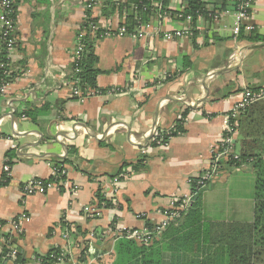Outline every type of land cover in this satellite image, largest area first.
Instances as JSON below:
<instances>
[{
    "label": "crops",
    "instance_id": "1",
    "mask_svg": "<svg viewBox=\"0 0 264 264\" xmlns=\"http://www.w3.org/2000/svg\"><path fill=\"white\" fill-rule=\"evenodd\" d=\"M136 1H13L16 46L7 65L13 75L0 94V179L4 163L10 166L9 181L0 186V264H43L52 250L64 259L44 264H113L117 232L149 229L175 200L189 195V180L206 170L239 93L264 88V0H252L240 26L245 38L233 33L231 12H213L215 0H202L192 36L173 40L162 34L184 27L178 15L187 4L157 0L161 10L146 14L141 38H98L95 94L73 97L61 82L74 76L72 55L76 38L85 37L83 22L114 31L129 15L134 22ZM249 33L263 41H249ZM179 121L183 132L165 149L140 153L153 129L165 131ZM56 164L66 172L59 186L23 195L27 181L55 179ZM115 177L120 182L112 189ZM253 195L247 166L223 168L173 223L179 233L172 235L170 224L153 238L162 246H187L162 251L159 264H232L219 240L203 243L201 229L207 223H251ZM19 215L27 219L15 234L9 222ZM5 246L21 259L2 256Z\"/></svg>",
    "mask_w": 264,
    "mask_h": 264
},
{
    "label": "trees",
    "instance_id": "2",
    "mask_svg": "<svg viewBox=\"0 0 264 264\" xmlns=\"http://www.w3.org/2000/svg\"><path fill=\"white\" fill-rule=\"evenodd\" d=\"M201 1L202 0H185L187 4L185 13L191 15L193 22L197 15L202 14L201 10L203 7ZM134 3L137 4L138 2L136 1ZM214 4L216 9H213V12H216V10L226 11L234 9V2L230 3L228 0H215ZM204 5L205 4L203 3V6ZM11 8L12 11L8 19L10 20L13 29L11 33L14 35V3H12ZM209 13H207V17ZM146 14L148 13L142 15L144 25H146L148 21V15ZM90 23H94V21L85 20L83 22V27L86 29L85 37H83L84 50L73 76V79L78 80L80 90L84 93L88 90H96V78L100 74L96 69L97 57L94 53L95 42L99 38L100 31H91L89 29ZM123 27L128 32L135 30V23L133 22L132 15H129L126 18ZM240 38H245L243 35V29L239 32V39ZM246 38L249 41H263V39L254 36L253 33H249ZM5 57L6 50L4 44L0 42V62L4 63ZM5 69L6 68L0 69V85L4 80H9L8 77L4 78L2 75V72ZM176 124L175 132L171 133V138L182 134L183 132L180 122ZM157 130L161 131L159 128H157ZM236 134L238 140L236 139L233 145V150L234 154L238 157L237 160L229 158L225 161H221L218 168L219 172L222 171L223 168L238 169L244 166L249 168L254 176V207L252 221L249 224H203L200 237L203 243H206L209 240L215 242V239H217L219 240V243L224 244L227 247L228 255L232 264H264V101L251 105L240 115ZM5 155L10 158L14 154L12 151H8ZM54 170L60 173L62 167L59 166V164H56ZM8 181L9 179H6L3 176L0 179V186L6 185ZM200 193L195 196L194 201L198 198ZM101 202H103V200H100V203ZM104 204L105 207L110 206L105 201ZM183 216L184 214L182 217ZM182 217L174 222L179 223ZM193 217L194 216L189 217L187 221L188 225H192ZM174 222L170 223L172 225H170V228L168 229V231L171 229L170 233L172 235L179 233V227L177 228V226H173ZM213 227L218 228V230L213 237H211L210 230ZM149 229H151V227H149ZM186 248V243L184 244L181 241H173L171 245L167 244L162 246V244L155 239H153L148 245H143L125 238H118L114 246L115 261L113 264H159L162 251H166L167 249L184 250ZM10 250L11 249L5 246L2 256H7V252L9 253ZM58 253V251L52 250L47 256L43 257L42 263L44 264V262L48 263L50 261L55 263L56 259L54 260L49 256H56ZM20 259V255L17 254L16 262Z\"/></svg>",
    "mask_w": 264,
    "mask_h": 264
},
{
    "label": "built area",
    "instance_id": "3",
    "mask_svg": "<svg viewBox=\"0 0 264 264\" xmlns=\"http://www.w3.org/2000/svg\"><path fill=\"white\" fill-rule=\"evenodd\" d=\"M14 0H0V42L4 44L6 50L5 62H0V69L3 70L2 75L4 78L9 77L13 71L7 68L10 61V55L16 46V41L14 35L11 33L13 31L10 20L8 19L12 11V3ZM230 3L234 2L233 10H226L225 13L230 12L236 19L234 24L233 33L235 36L240 32L241 23L246 19L247 11L250 7L252 0H228ZM137 4L131 6L134 11V22L135 30L128 32L124 27H119L116 30L103 29L100 31L99 39L109 38V37H131V38H141L144 35L145 25L143 24L142 15L149 13L150 10L158 9L161 10L160 4L157 0H140ZM178 18L184 21V27L181 29L167 31L162 34L163 38L166 40L181 39L184 37H191L193 33V21L192 17L185 12H181ZM147 25V24H146ZM89 29L93 32L99 31V27L93 23L89 24ZM82 30H86L84 27ZM246 30H251L250 27H246ZM84 50L83 37L78 36L76 38L75 48L72 55V71L75 73V69L81 60V56ZM169 78L168 75L164 74L162 78ZM63 85L67 86L71 90V95L78 98L80 101L95 94V90H88L87 92H82L78 85V80L72 78H65L63 76ZM7 81L1 82L0 94H3L5 86H7ZM264 101V88L260 89H248L244 88L239 93L238 100L233 104L230 111L223 118V135L219 143H217L209 151V163L204 171L199 177L190 179L189 185L191 187V192L189 195L184 196L180 199L174 201L173 206L170 209L163 211L162 218L158 223L152 225L151 229H145L143 231L137 230H120L117 232L116 239L125 238L127 240L136 241L139 244L148 245L152 239L159 234H161L171 222L176 221L183 214H185L191 207L194 198L198 193L202 192L207 188L209 183L219 174L218 165L221 161L227 159L237 160V155L234 154L233 145L235 141L238 119L240 115L248 109L253 104ZM182 123L183 121H179ZM174 123L168 130L159 131L157 128L153 129L146 141L141 143L140 153L144 155H149L154 149H165L168 146V142L171 139V133L175 132ZM140 144V143H138ZM4 177L7 179L10 177V166L7 162L4 163L2 168ZM65 170H61L60 173L55 171L54 180H40L33 179L29 180L22 185V193L24 196L31 195H43L48 190L59 186L60 179L65 177ZM120 177H115L111 180L112 189H116L119 185ZM76 190V188H74ZM92 217L97 215V211L91 212ZM143 216V215H141ZM27 219L25 215H19L15 219L9 222L11 231L15 234H20L22 232V227L24 221ZM93 236V235H91ZM9 256L11 259H15L16 251L10 250ZM50 258H56L57 262H61L64 259V254H60L57 257L51 255Z\"/></svg>",
    "mask_w": 264,
    "mask_h": 264
}]
</instances>
